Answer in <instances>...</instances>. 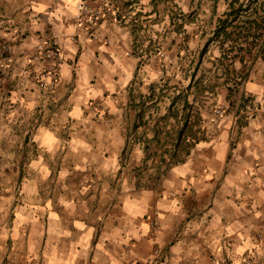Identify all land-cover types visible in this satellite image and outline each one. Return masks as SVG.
<instances>
[{
  "label": "crops",
  "instance_id": "0c3cea01",
  "mask_svg": "<svg viewBox=\"0 0 264 264\" xmlns=\"http://www.w3.org/2000/svg\"><path fill=\"white\" fill-rule=\"evenodd\" d=\"M108 1L0 0V110L26 112L13 126L42 113L24 138L38 155L5 264H264V57L244 84L251 101L227 106L214 135L141 186L122 159L139 122L131 30L108 17L88 35L78 20L80 3Z\"/></svg>",
  "mask_w": 264,
  "mask_h": 264
},
{
  "label": "rangeland",
  "instance_id": "374dc122",
  "mask_svg": "<svg viewBox=\"0 0 264 264\" xmlns=\"http://www.w3.org/2000/svg\"><path fill=\"white\" fill-rule=\"evenodd\" d=\"M231 1L161 0L157 7L152 0H109L99 8L87 4L90 8L101 10L108 6L109 11L99 21L111 17L114 22L119 21L129 27L133 39V53L140 59L132 98L133 103H144L145 119L136 130L133 127L132 131L128 132L122 159L134 171L141 186H156L164 171L176 162L172 157L177 150L175 145L178 122L173 117H168L174 97L180 95L183 98L178 103L181 108L183 94L188 91V98L193 105L190 121L194 124L192 129L194 135L192 138L187 132L182 138L183 142L178 150L180 158L185 156L182 146L197 138L207 139L216 133L227 106L236 107L243 102L248 104L251 101H248L243 93L250 62H241L237 58L230 67L231 71L227 73L225 68L231 64V60L223 55L220 41L207 44L217 19L226 18L225 13ZM128 2L130 6L127 5ZM240 3L249 4L250 0H238L236 5ZM258 4L262 5L259 14L263 16L264 0H259ZM251 6L253 8L254 3ZM251 18H255L252 9L243 13L234 24L237 26ZM86 24H83V28H87L88 35L96 32L93 29L95 26L89 28ZM262 25L264 28V20ZM260 32L262 36L257 39L252 36L248 39L241 37L238 42L245 46L256 43L258 48L264 43V29ZM236 38L237 34L227 40L226 44H234ZM1 49L4 53L9 52L7 41H2ZM54 51L55 48H51L46 57L49 60L47 71L54 72L59 67L61 57ZM193 73L195 74L193 86L188 88ZM164 83L178 85V89L164 88L162 91L158 86L162 87ZM215 83L218 86L212 87ZM198 84L202 90L198 88ZM158 98L161 100L156 104ZM41 115L38 109L32 112V123H27V126H24V123L13 126L7 120L12 117L24 119L27 117L26 112L20 110L14 113L8 105L0 110V120H2L0 123V263L3 264L8 262V256L4 253L13 244L11 232L17 209L23 203L21 186L28 176L24 167L27 168L38 155L34 143L29 145L25 143L31 142L39 129L40 122L37 119ZM25 146L27 151L21 153L20 158L9 157L11 148H20L23 151ZM12 153L17 154L14 151ZM17 166L20 168L19 173Z\"/></svg>",
  "mask_w": 264,
  "mask_h": 264
},
{
  "label": "trees",
  "instance_id": "16d2710c",
  "mask_svg": "<svg viewBox=\"0 0 264 264\" xmlns=\"http://www.w3.org/2000/svg\"><path fill=\"white\" fill-rule=\"evenodd\" d=\"M160 1L161 0H153L156 7L158 6V3ZM258 1L259 0H250L249 4L240 3L237 6L236 2H238V0H232L229 3L228 11L225 13L226 18L217 19L215 29L212 31V35L207 41V44L212 41H220L221 48L223 49V55L227 58H230L231 60L230 62L231 64L230 65L228 64L225 68L227 73L231 71L230 67L236 61L237 58H239L241 62H250L249 69H248V72H249L252 66L257 61V59L260 57H264V43L262 45H259L258 48H256L257 46L256 43H253L252 46H249V45L245 46L241 42H238V39L241 37H245L246 39H248L250 36H252L254 37V39H257L262 36V32L260 31L264 29L262 25V20H264V15L260 16L259 14L262 8V5L258 4ZM253 3H254V7L252 8L251 5H253ZM127 5L130 6L131 5L130 2H128ZM251 9H252V14H254L255 18H251V20L247 19L246 21L244 20L243 22H241V24H238L237 26H235L234 24L235 21H237V19L243 13H247ZM259 18H261L262 20H259ZM252 29H254V31ZM235 34H237V38L234 39V44L232 45L226 44L227 40L232 39ZM247 55H249V57H247ZM234 70L235 69H233V71ZM194 77H195V74L193 73L192 79H191V82L189 83L188 88H192ZM216 85L218 86V84L215 83L214 85H212V87H215ZM163 86L162 87L158 86V87L162 91H164V88L178 89V85H169L168 83H164ZM198 88H200L199 84H198ZM200 89L202 90V88ZM212 92L213 91L211 90L210 93ZM183 96H184V100H183V105L181 108L178 106V103L183 98L180 95H178L172 99L171 106H170V115H168V117L171 116L178 122V128H177V133H176L177 143L175 145V148H177V150H175V152L173 153V157H172V159L176 161L174 163H179L185 160L186 156L191 152V149L195 147L196 144L199 143V141L205 139V138L203 139L197 138V139H194L193 142L187 143L185 146H182V149L185 151V156L183 158L179 157L178 150H179V147H181V143L183 142L182 138L185 137V134L187 132L190 133L188 134V136H191L192 138H193L192 135H194L192 133L194 124H192L190 121L191 116H192V111H193V105L191 104L192 102H190L188 98V91L184 93ZM160 100L161 99L158 98L156 100V104L159 103ZM134 107L138 108L137 119L139 120V122H137L134 125V129L136 130L143 123L145 119L144 118L145 105L143 102H137V103H134ZM187 110L188 112L186 113ZM181 111H182V114L180 115ZM156 136H158V133L156 134ZM163 160H165V158Z\"/></svg>",
  "mask_w": 264,
  "mask_h": 264
},
{
  "label": "built area",
  "instance_id": "2783aa9c",
  "mask_svg": "<svg viewBox=\"0 0 264 264\" xmlns=\"http://www.w3.org/2000/svg\"><path fill=\"white\" fill-rule=\"evenodd\" d=\"M107 7L108 6H106L103 10L94 9L92 7L90 8L86 3H80L78 5V20L82 25L87 23L89 25V28H92L93 26H96L99 23L101 17L106 16L107 12L109 11ZM54 53L58 56L60 55L59 51L55 50Z\"/></svg>",
  "mask_w": 264,
  "mask_h": 264
}]
</instances>
